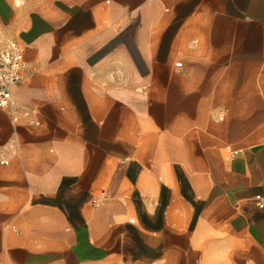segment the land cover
Listing matches in <instances>:
<instances>
[{"label":"crops","instance_id":"crops-1","mask_svg":"<svg viewBox=\"0 0 264 264\" xmlns=\"http://www.w3.org/2000/svg\"><path fill=\"white\" fill-rule=\"evenodd\" d=\"M11 38L0 264H264V0H0Z\"/></svg>","mask_w":264,"mask_h":264},{"label":"built area","instance_id":"built-area-1","mask_svg":"<svg viewBox=\"0 0 264 264\" xmlns=\"http://www.w3.org/2000/svg\"><path fill=\"white\" fill-rule=\"evenodd\" d=\"M23 69V46L19 41L11 38L0 51V107L10 110L14 121L18 120V115L12 107L14 105L12 89L23 78ZM257 204L263 205L260 202Z\"/></svg>","mask_w":264,"mask_h":264}]
</instances>
